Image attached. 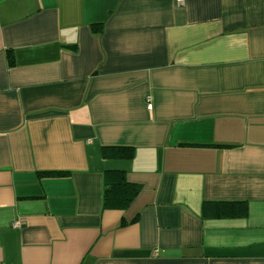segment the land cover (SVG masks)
<instances>
[{
    "label": "crops",
    "instance_id": "crops-1",
    "mask_svg": "<svg viewBox=\"0 0 264 264\" xmlns=\"http://www.w3.org/2000/svg\"><path fill=\"white\" fill-rule=\"evenodd\" d=\"M0 264H264V0H0Z\"/></svg>",
    "mask_w": 264,
    "mask_h": 264
},
{
    "label": "trees",
    "instance_id": "trees-1",
    "mask_svg": "<svg viewBox=\"0 0 264 264\" xmlns=\"http://www.w3.org/2000/svg\"><path fill=\"white\" fill-rule=\"evenodd\" d=\"M138 191L137 185L126 180L124 170L107 169L103 172L101 207L103 210H124L128 208Z\"/></svg>",
    "mask_w": 264,
    "mask_h": 264
}]
</instances>
